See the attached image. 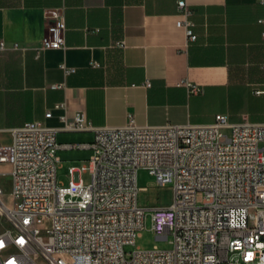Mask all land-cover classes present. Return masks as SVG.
Returning <instances> with one entry per match:
<instances>
[{
    "label": "built area",
    "instance_id": "2783aa9c",
    "mask_svg": "<svg viewBox=\"0 0 264 264\" xmlns=\"http://www.w3.org/2000/svg\"><path fill=\"white\" fill-rule=\"evenodd\" d=\"M179 6L184 18L177 24L196 40L187 1ZM61 29L60 22L50 24L41 49L61 46ZM6 49L1 41L0 53ZM62 68L66 75L76 71ZM62 121L60 128L25 122L12 129L11 143L0 142V165L11 166L0 175L11 174L13 201L8 204L0 181V216L9 223L0 233V264H264V123H232L217 114L210 124L153 127L130 116L123 126L96 128L85 110ZM59 130H94V139L60 145ZM62 147L92 150L89 164L69 168L67 184L58 179ZM141 168L157 184H173L170 205L139 204ZM87 170L89 184L76 177ZM148 215L151 231L169 248L136 245ZM129 245L135 248L127 251Z\"/></svg>",
    "mask_w": 264,
    "mask_h": 264
},
{
    "label": "crops",
    "instance_id": "0c3cea01",
    "mask_svg": "<svg viewBox=\"0 0 264 264\" xmlns=\"http://www.w3.org/2000/svg\"><path fill=\"white\" fill-rule=\"evenodd\" d=\"M186 1L196 40L177 24L179 0H0V142L32 120L60 128L76 110L96 128L130 116L153 127L210 124L217 114L264 123V0ZM57 22L64 43L41 49ZM64 65L76 71L66 75ZM188 81L201 91L190 93ZM93 139L94 130L57 132L60 145ZM0 224V233L9 227L5 218Z\"/></svg>",
    "mask_w": 264,
    "mask_h": 264
},
{
    "label": "rangeland",
    "instance_id": "374dc122",
    "mask_svg": "<svg viewBox=\"0 0 264 264\" xmlns=\"http://www.w3.org/2000/svg\"><path fill=\"white\" fill-rule=\"evenodd\" d=\"M8 137V136H7ZM5 139V143H11L10 138ZM61 135H59V140ZM59 154L62 156V166L58 169V179L60 183L67 184L70 180L69 168L71 166L80 167L82 164H89V158L92 154L90 149H77L67 153L60 151ZM72 157V158H71ZM5 170H8L6 168ZM2 182L5 187V192L11 190L12 177L11 174L2 175ZM77 179H82L85 184H89L92 181V174L90 170L86 172L80 171L76 174ZM138 184L142 189L139 191L138 200L139 204L146 209H153L161 206H168L173 202L174 199V186L173 184L159 185L155 182L154 177L146 169H140L138 172ZM6 197V196H5ZM12 198L9 200V205H12ZM2 219L3 217L0 216ZM151 217L148 215L146 229L138 237L136 245L143 249L152 248L157 245L160 248H169L171 245L168 241L159 240L155 234L151 231ZM2 224H0V227ZM135 246H126V250L130 251Z\"/></svg>",
    "mask_w": 264,
    "mask_h": 264
}]
</instances>
